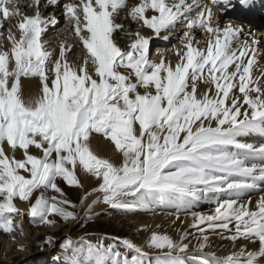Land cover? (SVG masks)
<instances>
[{"label": "snow or ice", "instance_id": "snow-or-ice-1", "mask_svg": "<svg viewBox=\"0 0 264 264\" xmlns=\"http://www.w3.org/2000/svg\"><path fill=\"white\" fill-rule=\"evenodd\" d=\"M256 4L0 0V231L13 241L27 238L23 224L14 223L25 214L17 200L28 204L34 226L47 227L78 222L79 209L90 220L101 204L123 213L175 209L164 214L174 216L173 225L180 222L179 239L159 231L144 245L115 237L122 252L80 249L68 238L56 259L264 264V144L245 139L264 137V41L231 22ZM57 11L77 41L61 42L58 55L42 42L61 23ZM177 32L179 46L170 49L177 62L162 53L152 59L153 41L167 42ZM120 39L129 43L122 47ZM78 46L85 54L73 63L69 54ZM101 138L114 146L119 164L93 147ZM80 174L97 186L74 203L58 182L83 190ZM257 192L253 205L251 194ZM201 205H214L211 214L195 210ZM189 219L198 255L190 252L193 234L181 231ZM214 235L231 243L228 255L206 251ZM45 246L55 247L53 236L38 245Z\"/></svg>", "mask_w": 264, "mask_h": 264}, {"label": "rangeland", "instance_id": "rangeland-1", "mask_svg": "<svg viewBox=\"0 0 264 264\" xmlns=\"http://www.w3.org/2000/svg\"><path fill=\"white\" fill-rule=\"evenodd\" d=\"M262 2H264V0H262ZM26 10L28 13L32 12L30 9ZM58 15H61L60 12L57 14V17ZM62 18V16L59 18L62 23L59 24L57 28L58 31L52 35L43 37L44 40H49L51 39V37H56L57 35L58 37L71 36V30L65 28ZM263 28L264 23L261 25L260 29H257L259 32H262L264 30ZM179 35L170 41V44L167 46V48L179 46ZM197 36L199 39L202 38L201 34ZM52 40L55 41V39ZM119 42L122 47L129 43V41L126 39H124L123 41L120 40ZM162 42L164 41H161L159 39L153 41L150 48L151 58H154L156 56L155 52L157 49L162 47ZM47 46H54V43H48ZM74 51L75 55H77L79 54V52H84V49L78 46ZM166 57L174 64L177 62V57L174 54L167 53ZM73 58L74 55L70 54V61H74L75 59ZM245 139L247 142L256 145L264 144V137H260L258 135H254ZM32 152L33 154L40 155L39 151L34 148L32 149ZM17 155L19 156V153H17ZM80 175L82 183L84 185L83 190L69 188L65 184H63V182H58L60 183V186L64 188V191L74 203H79L80 199L85 195L86 192L91 191L92 188L97 186V182L94 180V178L85 176L83 174ZM254 194L256 196H259L261 193H253L251 194V198L255 196ZM92 199H95V196L91 197L87 201V203L90 204ZM16 203L25 214L23 216H16L14 218V223L23 224V227L27 234V238L17 235L16 240L13 241L7 234H4L2 231H0V264H62V261L58 262L56 258L62 255L65 241L68 238H71L74 241L75 245L80 249L100 246L102 248H113L123 252V247L118 243V241L114 239L115 237L128 238L132 241L134 240L133 242H135L136 244L141 245V239L131 238L133 234L131 233V230L127 228L123 220L126 218H131L133 216L141 217L148 214V212H146L145 210H135L133 212L123 213L118 210L110 209L106 205L101 204L99 206L103 208L99 211L93 212L91 214L92 219L90 220L85 217L86 209H79L78 211L80 220L78 222H69L67 224L60 222L58 226L53 227L34 226L31 223L29 216L27 215L28 204L20 202L18 200L16 201ZM213 208L214 205H201L196 210L206 214H211ZM174 211L175 209H157V212L162 213ZM140 213L143 215H141ZM27 231H29V233ZM191 231L194 235L196 230L191 229ZM49 235L54 237L55 247L45 246L43 250H41L38 245ZM81 237H83V240H81ZM21 245H23L27 250L19 251L18 248ZM129 255H131V253H129Z\"/></svg>", "mask_w": 264, "mask_h": 264}, {"label": "bare ground", "instance_id": "bare-ground-1", "mask_svg": "<svg viewBox=\"0 0 264 264\" xmlns=\"http://www.w3.org/2000/svg\"><path fill=\"white\" fill-rule=\"evenodd\" d=\"M24 3L26 4L27 0H24ZM261 3H262V0H257L256 6L251 11H246L243 14V15H250L251 16L250 19L243 18V19L240 20L237 17H231V22H233V23H235L237 25H241L242 24L250 33L254 34L257 38H259L262 41H264V30H263L264 28L262 29L263 30L262 32H259L258 29H257V28L260 29L261 25L264 23V5H260ZM44 11H45V15H47L48 10L45 9ZM58 13H59V11L56 12V16H57ZM28 14H32V12H30ZM239 16L241 17V15H239ZM60 17H61V15H58V18H60ZM234 20H237V21H234ZM221 21H222V23L229 22L228 20H225V18L223 16H221ZM122 22H124L125 24H128L127 21H122ZM58 26L56 28H54V29L50 27L49 30L43 35V37H45L47 35H52L55 32H57L58 31V29H57ZM129 27H130V29L135 30L136 26L135 25H129ZM0 31H2V30H0ZM141 31L144 32V34H146V35H150L151 34L146 29H141ZM179 34L180 33L177 32L176 34L170 36L169 41L162 42L161 43L162 47H160L159 49L156 50V52H155L156 56L154 58H152V59L158 60L159 59V55L158 54H161V53L164 54L165 56H166L167 53L174 54V53H172V51H170L171 48H169V47L167 48V46L170 44V41L173 38H176ZM199 34H200L199 32L196 33V35H199ZM43 37H42V42L46 43L47 45H48V43H54V46H49L48 50L54 51L56 53V55H58V53H59V45H60L61 42H67V43H71V44H76L77 43V41L73 38L72 32H71V36H68V37H65V36L64 37H62V36L58 37V35H57L56 37H51V39H49V40H44ZM197 38H198V36H197ZM52 39H55V41L52 40ZM201 39H203V37ZM120 40L123 41L124 39H120ZM5 43H7V42L5 41ZM262 47H264V45H262ZM84 54H85V52L82 51V52H79V54L74 55L73 59H75V60L71 61V62L76 63L78 58L79 59L83 58ZM69 57H70V54H69ZM261 59H262V61H264V57H262ZM258 74L259 73H255L254 72V75H258ZM24 84H25L26 88L29 87V84H28L27 81H24ZM30 87L35 89L36 82L35 81L31 82ZM92 144H93V147L96 148V150L98 151V153L100 155H102L104 157H107V158H110L111 160H113L117 164H119L121 162V157L118 154L115 153L114 147L109 142L104 141L101 138V139H94L92 141ZM257 199H258V196H256V195L252 198L253 205L255 204V201ZM102 208L103 207L98 205L95 208L94 212L99 211ZM157 213H158L157 215H153L151 212H148V214H146L144 216H141V217H134L133 216L131 218L124 219L123 220L124 223L126 224L127 228L129 230H131V233L133 234V236L131 238L132 239H134V238L141 239L140 244L144 245L146 240L148 239V236L150 235V233L152 231H159L160 233H167V234L171 235L174 239H179V236H178V234L176 232V227L180 226V222L177 221L176 225H173L172 224V220L174 219V216H169V215H166V214H164L162 212H157ZM141 215H143V214H141ZM182 219H183V216H182ZM190 224H191V220L189 219L187 221V223H185V224H183L181 226V231L187 230L190 233H192V231H191L192 228H190ZM157 225H159V228H157ZM145 226L148 227V231H140ZM27 232L29 233V231H27ZM190 239L192 241V246L190 247V252H191V254L198 255V253H196V250H195V247H194V245H195L194 235H191ZM211 242H212V247L206 249V251L209 252V253L215 252L219 257H224V256L228 255L230 253V251L232 250L231 243L228 242V241L221 240L219 238V236H217V235L212 236ZM249 249L250 250H254L253 246H251V245L249 246Z\"/></svg>", "mask_w": 264, "mask_h": 264}]
</instances>
